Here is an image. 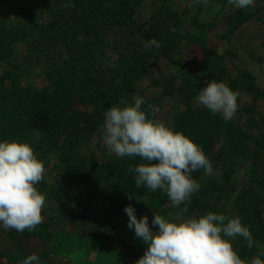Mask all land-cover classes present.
<instances>
[{"label":"trees","instance_id":"obj_1","mask_svg":"<svg viewBox=\"0 0 264 264\" xmlns=\"http://www.w3.org/2000/svg\"><path fill=\"white\" fill-rule=\"evenodd\" d=\"M144 1L74 0L81 8L80 14L74 12L69 21L66 19L60 21L59 13L53 11L50 25L40 29H37L36 25L34 26L35 17L30 15V11L26 7L13 11L16 18H19L18 27L5 29L3 28L4 24L1 23L2 18H0V68H3L0 73V140L27 141L35 146L36 153L39 152L44 156L53 154L58 157L50 173L51 177L58 179L55 188L57 192L54 196H49L54 207L52 210L54 217L59 218L58 221L45 222L42 220L33 231L26 229L23 232H17L13 229L12 237L20 238L21 235H27L48 243L53 241L56 232L60 231V229L58 231L60 227L57 226L63 217L69 218L74 224L78 221L84 222L85 215L87 218L85 223L89 222L88 224L93 225L95 229L98 228L97 231L101 227L109 226L110 231L113 232L118 219L126 216L125 207L133 206L147 196L149 189L144 186L137 188L134 174L127 171L130 166L142 162L139 157L121 159L114 155L105 163H98L93 149L88 156H85L76 148L81 143L88 146L95 137L101 136L99 129L104 123L105 111L114 104H123V100L132 103V97L135 96L134 85L147 73V68L141 65L143 57H138V55L133 63H130L125 69H120L117 77L118 82L114 78L109 80L101 65L92 66L90 71L89 64L82 63L86 59L92 58L96 63L104 56L106 46L109 47L105 34L108 27L117 25L119 29H123V33L136 36L146 43L151 48L152 55L163 57L172 66L180 65L170 56L180 47L174 38L177 32L171 31L172 26H179L178 15L168 12L165 17L151 18L150 27H147L134 19L136 15L140 14L139 10ZM165 1L163 4H166ZM0 13L2 12L0 11ZM251 16L245 15L243 11L239 10L237 14L230 17V26L236 24L232 26V31ZM52 34L59 36L63 43L71 44L68 46L71 55L69 54V58L63 60L65 65L56 66L55 71H50L47 74L50 76L51 82L49 87L44 90H36L34 87L22 88L20 85L21 64L13 60L14 48L12 45L23 42L27 38H33V41H42ZM153 39L159 43V47L150 43ZM77 45H80L78 49ZM122 47L121 44L115 47L119 50L121 57L119 65L125 63L123 62L125 60ZM82 54L83 57H81ZM131 54L134 56V53ZM44 55H48V53L45 52ZM140 66H142L141 69ZM77 67L81 75L75 79L74 74ZM31 68L32 65L28 67V69ZM62 68L63 71H60ZM184 68L187 77L184 84L188 87L183 91L176 92L181 95L185 109L175 114L174 129L183 131L198 144H202L205 153L212 162V167H223V171L221 179L203 178L205 172L203 168L193 172L192 177L197 180L201 188L192 195L187 209L185 210V206L181 204L178 211L190 216L203 215L207 213L208 203L213 199L214 202L210 204L214 206L215 212L226 214L225 201L234 202L238 212L231 216L243 214L242 222L249 226L254 238L252 248H248L247 241L242 237H238L233 242L234 247L239 249L241 258L247 259L255 256L259 248H264V160L262 159L264 137L256 139V149L252 150L249 147L252 134L245 133L229 121H225L220 114H213L209 110L194 106L193 98L208 83L213 80L223 81L224 72L219 68L217 62L211 63L209 67L203 65L201 74L195 73L188 67ZM90 72H96V75L94 76ZM239 77L242 79L246 92L256 93V97L262 96L251 76L245 73L244 75L239 74ZM8 84L10 88L7 87ZM233 87L234 91H237L236 88L239 85L234 82ZM117 89L121 93L122 101L116 99ZM74 98L85 105L84 113L75 111L71 113V101ZM245 111L251 113L252 109H245ZM248 123L251 126L256 125L255 119L252 117L249 118ZM34 137H39V144L34 145ZM244 163L247 164L244 174L250 178L248 182L250 188L244 189L235 198H229L228 192L235 191V186L228 190L231 177L236 172V166H243ZM98 176H105L108 182V190L103 197L108 206L100 215L98 210L93 211L87 207L94 197L100 195L99 183L94 179ZM86 184H89L93 190L85 197L82 203L83 207L76 206L77 212L69 211L66 208L65 198L69 196L74 186ZM162 200L169 201L167 195ZM222 200L224 206L222 203L220 204ZM75 203L78 205V202ZM56 204H59L58 208L55 207ZM152 205L157 208L161 206V204L157 205V200L154 198ZM99 216H101V220ZM149 225L152 227L150 220ZM135 239L138 242L135 258L138 260L144 255L148 245L136 235ZM125 245L131 246V244ZM48 255L49 251L46 250L44 257ZM2 257L11 260L10 256L0 252V258ZM24 258L26 256L22 257V259Z\"/></svg>","mask_w":264,"mask_h":264},{"label":"rangeland","instance_id":"obj_2","mask_svg":"<svg viewBox=\"0 0 264 264\" xmlns=\"http://www.w3.org/2000/svg\"><path fill=\"white\" fill-rule=\"evenodd\" d=\"M163 2L164 0H145L139 10L140 14L136 15L134 19L150 27L151 18L165 17L168 12L169 14L176 13L182 23L178 22V27L172 26L171 31L177 32L174 38L180 47L170 56L177 60L180 65L172 66L163 57L152 55V50L146 43L136 36L123 33V29H119L117 25L110 26L105 31L106 42L109 47L106 46L104 56L96 63L94 58L86 59L82 63L89 64L90 71L92 66L101 65V68L107 73V78L109 80L114 78L118 82L117 77L120 69H125L130 63H133L137 55L138 57L142 56L141 65L147 68V73L134 85L135 96L145 97L146 104L157 105L160 108L157 114L158 118L174 128L175 114L185 109L181 95L176 92L183 91L188 87L184 84L187 79L184 67L201 74L203 65L209 67L211 63L217 62L219 68L224 72L223 82L232 90H234V82L239 85L236 88L240 94L237 101L238 108L234 116L228 121L243 132L252 134L249 147L255 150L256 139L264 137V0H255L254 5L246 9L235 7L231 0H207L206 3L201 2V0H166V4ZM22 7H26L30 11V15L35 17L34 26L36 25L37 29L50 25L53 11L59 13L60 21L64 19L69 21L72 13L80 14L82 12L74 0H0V11L2 12L0 18H2L1 23L4 24L3 28L9 30L11 27H18L19 18H16L13 11ZM239 10L243 11L245 15L252 16L232 31V26L236 24L230 26L229 18L237 14ZM38 37L42 39L39 35ZM120 44L123 45L121 48L125 60L123 65H119L121 57L119 50L115 48ZM70 45H67L66 42L63 43V40L55 34L42 41H33V38H27L23 42L14 43L12 45L14 48L13 60L21 64L22 69L20 71L21 87H34L36 90H44L49 87L51 82L50 76L47 74L50 71H55L56 66L65 65L63 60L68 59L71 55V50L68 47ZM79 47L80 45H77L76 48ZM45 52L48 55L43 56ZM131 53H134V56ZM83 56L82 54L81 57ZM30 65L32 68L28 69ZM69 66L71 65L69 64ZM10 67L13 69L12 66ZM1 71H3L2 67L0 73ZM60 71H63V68ZM90 73L96 75V72ZM245 73L254 79V85L262 93V96L256 97V93H249L244 90V84L239 74L244 75ZM79 75L81 72L77 67L74 78L78 79ZM7 87L10 88L9 84ZM119 92L117 89V100L121 96ZM120 101L122 100L120 99ZM123 101L127 103V101ZM192 102L195 107L207 110L196 103V97L193 98ZM71 103V113L74 111L84 113L86 111L85 105L78 99H72ZM245 109H252V112L247 113ZM250 117L255 119L256 125H249ZM33 141L34 145L39 144V137H34ZM76 148L85 156H88L93 149L98 163H105L114 156V154H108L101 136L95 137L88 146L81 143ZM35 154L43 161L45 169L44 177L37 185V188L46 194V208L43 211L42 220L45 222L58 221L59 218L54 217L53 203L49 199L50 195L54 196L57 192L55 188L58 179L51 177L50 173L58 157L53 154L44 156L39 152H35ZM262 159L264 160V153ZM246 165L244 163L243 166H236V172L233 173L228 186V190L235 186V191L228 192L229 198H235L244 189L250 188L248 184L250 178L244 174ZM222 171L223 167H211V170L205 171L202 177L221 179ZM94 179L99 183L100 195L94 197L87 207L93 211L98 210L100 215L108 206L107 201L103 198L108 190V182L105 176H98ZM92 190L89 184L74 186L69 196L65 198L66 208L69 211L77 212L76 206L83 207L82 203L85 197ZM164 196L166 197L159 190L155 192L149 190L143 200L133 205L137 217L142 218L147 215L152 221L158 212L166 218L190 216L179 212V206H174L170 201H163ZM153 198L157 200V205L161 204L160 208L152 205ZM75 202H78V205ZM211 202L214 200L212 199ZM210 203H208L207 212H215L214 206ZM221 203L224 206L223 200ZM55 207L58 208L59 204H56ZM225 208L226 214L221 213L228 216L238 212L236 204L232 201H225ZM240 217L243 218V214ZM99 219L101 220V216ZM86 220L85 215L84 222L78 221L73 224L69 218L63 217L57 226L60 227L58 228L60 231L56 232L53 241L48 243L27 235L15 238L11 235L13 229H0V252L11 257V260L7 257L0 258V264H21L22 257H27L33 253L40 257L41 264H135L138 242L135 239L134 230L128 227L129 217L127 214L118 219L113 232L110 231L109 226L101 227L97 231L98 228L95 229L93 225L88 224L89 222L85 223ZM99 223L101 222L99 221ZM153 230L156 231L157 228L153 227ZM95 232L96 234H94ZM125 244H131L132 248ZM46 250L49 251V255L44 257Z\"/></svg>","mask_w":264,"mask_h":264},{"label":"clouds","instance_id":"obj_3","mask_svg":"<svg viewBox=\"0 0 264 264\" xmlns=\"http://www.w3.org/2000/svg\"><path fill=\"white\" fill-rule=\"evenodd\" d=\"M206 3L207 0H201ZM235 7L246 9L255 0H231ZM150 43L159 47L153 39ZM239 92L223 81H211L200 90L196 103L225 121L237 111ZM132 103L114 104L104 113L99 132L109 155L117 158L139 157L130 166L137 188L144 186L165 193L174 206L185 210L201 185L192 173L211 170L212 162L202 144L183 131L175 130L158 118L160 108L146 104L145 97L133 96ZM44 163L27 141L0 140V229L33 231L42 222L46 194L37 185L44 177ZM128 227L148 245L135 264H264V248L250 259H243L233 242L236 237L254 246L249 226L238 215L207 212L199 216L166 218L159 212L152 221L147 215L138 218L134 206H126ZM21 264H41L33 253Z\"/></svg>","mask_w":264,"mask_h":264}]
</instances>
